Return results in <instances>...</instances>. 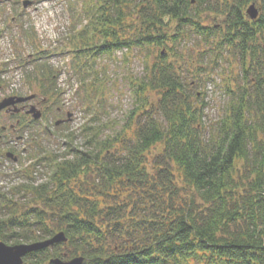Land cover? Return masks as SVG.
Listing matches in <instances>:
<instances>
[{"label": "trees", "instance_id": "trees-1", "mask_svg": "<svg viewBox=\"0 0 264 264\" xmlns=\"http://www.w3.org/2000/svg\"><path fill=\"white\" fill-rule=\"evenodd\" d=\"M68 2L60 53L39 50L31 71L52 105L63 95L53 52L71 49L80 89L104 82L97 62L115 51H138L143 70L130 80L125 123L88 122L81 147L65 131L64 149H47L39 129L20 131L31 136L30 163L13 171L21 182L0 187V240L65 233L23 264H264V0ZM232 58L242 71L210 120L198 90Z\"/></svg>", "mask_w": 264, "mask_h": 264}, {"label": "rangeland", "instance_id": "rangeland-1", "mask_svg": "<svg viewBox=\"0 0 264 264\" xmlns=\"http://www.w3.org/2000/svg\"><path fill=\"white\" fill-rule=\"evenodd\" d=\"M27 1L31 4L27 6L22 4ZM69 4L68 0H0V99L17 93L46 94L44 87L39 83L41 77L31 74L32 67L37 63L34 58L39 50L57 49L56 53H60V47L57 46L62 41V36L68 32L70 25ZM69 51L70 48L65 55H54L53 52L50 64L60 73L57 82L59 91L63 93L60 105L64 106V114L61 118H68L66 113L70 112L72 116L70 121L56 126L54 121L59 116L56 115L57 105H53V111L46 115L43 121L35 127L28 128L39 129L40 134H37V139L41 144L46 145L47 149L65 148L67 138L57 135L62 131L75 134L74 144L81 147L84 144L82 127L88 122L107 123L110 130L123 125L133 102L131 97L133 87L130 80L134 77L132 75H138L143 70L138 51L133 50L130 53H125V50L115 51L113 55L97 62L99 69L106 68L104 82L92 78L87 86L80 89L77 77L72 76L70 70L72 54ZM230 61V63L224 61L219 67H215L211 72L213 81L206 85L202 84L198 90L207 95L206 100L209 101L207 115L210 120L216 119L221 114L226 82L238 79L242 71L240 63L235 58ZM88 93L90 95H87ZM11 122L14 121L3 116L4 126H8ZM45 123L48 125L47 128L44 127ZM44 129L56 134L48 137ZM11 131L6 130L4 133L11 136ZM107 131L109 132L108 128ZM18 135L22 134L18 133ZM26 135V138L20 140L16 139L15 133L11 137L13 145L17 143L15 146L20 162H14L3 156L13 147L5 150L0 146V187L6 190L22 181L17 176H12L14 170L21 168L20 163L27 165L30 163L25 158L30 152L28 150L25 153V150L31 148V136L28 132ZM39 135L44 138L40 140ZM0 219H3V209L0 211Z\"/></svg>", "mask_w": 264, "mask_h": 264}, {"label": "water", "instance_id": "water-1", "mask_svg": "<svg viewBox=\"0 0 264 264\" xmlns=\"http://www.w3.org/2000/svg\"><path fill=\"white\" fill-rule=\"evenodd\" d=\"M29 3H25L28 5ZM247 14L251 19H256L259 15V10L256 8L255 4L252 3L247 8ZM34 96V95H33ZM33 96H10L4 98L0 101V111L5 108L15 107L16 112H19L17 109V104L20 102H24L30 100ZM27 113L32 114L34 119H40L42 117V113L35 106H31ZM7 156L11 157L15 162L18 161V158L14 156L12 152H7ZM67 237L64 232H59L52 237L40 240L36 242L29 243H17V244H7L4 241L0 240V264H23L24 257L29 253L36 252L38 250H42L48 247H53L57 243L66 242ZM84 257L78 256L69 260H64L61 258H52L50 260L51 264H83Z\"/></svg>", "mask_w": 264, "mask_h": 264}, {"label": "flooded vegetation", "instance_id": "flooded-vegetation-1", "mask_svg": "<svg viewBox=\"0 0 264 264\" xmlns=\"http://www.w3.org/2000/svg\"><path fill=\"white\" fill-rule=\"evenodd\" d=\"M30 95H34V96L30 100L20 102L19 104H17V109H19V112H16V109H14L15 107L5 108L0 111V146L2 148L4 147L5 150L6 148L10 149V147H13L10 152H12L14 156L18 158V160L20 159H19V156L17 155V150H16L17 143H15L16 145L15 146L13 145L14 143H12L13 140L11 141V137L13 136V133H15L16 139L20 140L21 135H18V133L20 134V130L31 128L34 124L38 122V120H35L33 118L32 114L27 113L28 109L31 106H35L37 109H39L42 113V117L40 119L41 121H43L44 118L47 117L46 115L50 114L53 111L52 98L50 97L51 95L49 94H42L41 92L40 93L34 92L31 94L17 93V94H13L9 96H30ZM63 107L64 106L57 105L56 115L59 116V118H57L54 121V124L56 126H59L65 123L66 121H70L72 117L71 113L67 112L66 114L68 118H64V117L61 118V116H63L64 114ZM3 116L10 118L14 122L13 123L11 122L8 126H4ZM44 127L47 128L48 125L45 123ZM6 130H12L11 136H8V134L4 133L6 132ZM7 152L8 151H6V153ZM6 153L3 154V156H5V158L7 159H12L11 157H8Z\"/></svg>", "mask_w": 264, "mask_h": 264}]
</instances>
